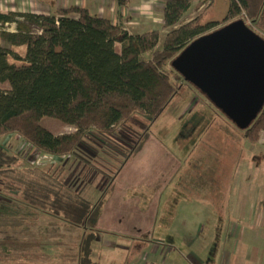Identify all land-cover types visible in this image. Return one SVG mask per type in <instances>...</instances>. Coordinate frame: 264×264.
Returning a JSON list of instances; mask_svg holds the SVG:
<instances>
[{"label":"rangeland","instance_id":"1","mask_svg":"<svg viewBox=\"0 0 264 264\" xmlns=\"http://www.w3.org/2000/svg\"><path fill=\"white\" fill-rule=\"evenodd\" d=\"M211 1L203 0L200 6L197 1L194 2L193 9L184 15L182 22L204 12ZM230 3L231 0H213L204 19L226 18ZM32 6V0H0V10L5 12H11L12 9L18 12ZM31 26L34 31L42 34L36 25ZM15 28L14 23L7 25L10 31H15ZM116 46L121 51V43L118 42ZM15 48L21 56H26V45H17ZM146 55L145 59L151 57V54ZM11 59L17 64L22 63L12 56ZM40 124L56 134L76 130L74 126L50 116L43 117ZM126 128L130 130L129 133L121 127L113 133L112 138L94 131V134L105 141L120 146L118 149L124 152L119 157L113 152L115 159L102 155L99 161H95V169L98 173L101 172L99 180L103 176L106 178L99 185L103 187L108 183L102 190L104 194L108 189L110 191L104 202L117 195L119 206L113 210L126 208L135 213L136 217L139 216L136 212L141 211L145 226L149 228L142 229L138 236L137 233L132 235L127 229L115 231L112 228H102L99 223L96 225V220L85 219L84 224L77 223L82 229L72 231L73 239H69L68 229L57 227L48 230L45 225L47 223L38 225L36 229L30 228L29 224L28 228V223L18 222L17 217L32 218L36 214L34 209L18 197L16 192L0 188V262L80 264L77 255L69 263L64 259L60 260L58 253L70 251L81 255L76 250L77 246H71L67 241L80 243L76 236L85 232L81 241L85 246V239L91 232L95 239L101 238L97 237L98 229L102 230L103 237L100 241L92 240L90 245L96 243L91 249L94 250L93 257L96 261L99 259L100 264H225L230 252L242 253L248 246L246 244L255 246L257 240L264 248V230L255 229L251 222L252 215L257 212L258 219L263 216L264 221V132L257 142L246 138L243 128L207 94L187 80L184 81V90L159 117L152 119L136 114ZM95 140L101 142L99 139ZM95 140L89 138L85 142ZM11 142L14 144L6 147L18 155L25 154L30 165L37 163L50 166L55 165L58 160L57 155L31 147L20 136ZM121 142L131 144L126 146ZM129 155L132 157L130 164L126 160ZM109 162L113 164L110 165ZM172 176L177 181L172 182ZM87 178L84 179L89 182ZM107 179L108 182L105 183ZM213 188L217 194L213 192ZM194 190L214 193L216 200L227 203L226 207L224 203L220 204L218 212H215L208 204L210 200L186 194V198L180 202L181 206L177 203L165 205L154 216L155 195L148 199L151 193L173 191L178 195ZM124 197L132 202L128 203ZM197 209L201 210L193 211ZM149 217H158V220L150 226ZM194 217H199L201 222ZM184 219L189 222L191 230L185 229L188 225L184 224ZM246 227L247 229H243ZM33 241L39 245L32 244ZM54 242L59 244H53ZM83 252H87V247ZM82 263L89 264L86 259Z\"/></svg>","mask_w":264,"mask_h":264},{"label":"trees","instance_id":"2","mask_svg":"<svg viewBox=\"0 0 264 264\" xmlns=\"http://www.w3.org/2000/svg\"><path fill=\"white\" fill-rule=\"evenodd\" d=\"M129 1L118 3L125 7ZM196 1L199 6L203 4V0H166L162 28L143 32L137 45L130 44L129 33L122 26L80 5L59 8L54 15L0 12L5 42L0 44V139L17 134L45 153L71 154L94 131L112 138L118 128L126 130L136 114L159 117L184 90L185 78L172 61L196 38L240 18L264 37V0H231L226 18L205 20L212 0L204 12L182 22ZM13 23L16 30H8L7 25ZM31 24L42 34L34 31ZM163 30H167L164 37ZM118 42L122 44L121 51L116 46ZM10 45H26V56ZM146 54L151 57L145 59ZM10 56L22 63H11ZM46 116L76 130L56 134L40 124ZM244 131L246 138L259 141L264 132V106ZM0 185L3 190H20L23 200L42 208H46L43 196L48 192L59 203H69L74 208L75 204L86 205L84 220L94 208L37 165L19 168L17 157L3 147ZM93 239L92 233L85 239L84 259L89 264H100L90 258Z\"/></svg>","mask_w":264,"mask_h":264},{"label":"crops","instance_id":"3","mask_svg":"<svg viewBox=\"0 0 264 264\" xmlns=\"http://www.w3.org/2000/svg\"><path fill=\"white\" fill-rule=\"evenodd\" d=\"M33 6L21 9L19 11L21 12H33V13H39V14H46V15H54L56 14L57 9L68 7L71 5H80L83 7H86L90 10V12L94 15L102 16V17H109L114 24H118L122 26L124 29H126L129 33L128 41L131 45H137L138 40L141 36V34L145 31L156 29V28H162V25L164 24V16L163 11L164 7L166 5V0H130L129 4L127 6H121L118 3V0H32ZM195 5V3H194ZM192 6V9L194 7ZM191 10V9H190ZM12 11H16L12 9ZM0 12H5L3 10H0ZM7 13V12H5ZM192 18H188L187 22L190 21ZM14 26V25H13ZM16 29V28H15ZM167 30H163V34H165ZM0 44H5L4 40L1 37L0 32ZM122 45V44H121ZM17 45H10V48L17 51L15 48ZM18 52V51H17ZM9 61L11 63H16L14 60L11 59V56L9 57ZM122 133V132H119ZM57 134H60L57 133ZM17 134H9L3 138L0 139V147L5 148L8 152L15 155L17 157V164L19 168L22 167H31L30 163L28 162V158L25 159V154L18 155L15 151L10 150L6 146L14 144L11 142L13 139L17 138ZM99 139V141L96 142H88L86 139ZM106 138V137H105ZM123 145L128 146L131 144V142H121ZM31 147H33L31 145ZM97 147L96 149H93ZM120 146L116 145L112 142L105 141L104 138H101L100 136L92 133L88 136H85V139L81 142L80 146L69 155H62V156H56L57 161L55 165L50 166H44L40 164H33L37 165L41 170L44 172H48V174L56 178L57 180L63 181L66 186L73 191H75L77 194H79L82 198H84L86 201L90 202L91 205L94 206L93 211L89 214V216L86 217V219L96 220L95 223L99 227L102 228H112L115 231H119L120 229H127L128 231H131L132 235H135L134 233H137L138 236L140 235V232L143 231L142 229H147L149 226H145V219L142 216L141 211H137L136 213L139 215L136 217L135 213L132 211L130 212L126 208H122L119 211L113 210L116 209V207L119 206V202L117 199V195H114L113 198H111L110 201L104 202L106 199V193L104 194L102 190L107 186L108 179L105 183H107L105 186L99 185L100 181H104L105 176L99 180V177L101 176V172L98 173V170L95 169V166H97L96 162L99 161V158H102V155L108 156L111 159L114 158V153H116L117 157L123 155L122 151H120L118 148ZM122 152V153H121ZM115 155V156H116ZM133 155V154H132ZM126 157V155H124ZM130 155L127 156L126 160L130 164ZM97 159V160H95ZM32 161V160H30ZM96 161V162H95ZM113 164V163H108ZM77 165V166H76ZM76 167V169H74ZM70 168V169H69ZM69 170V172H68ZM85 176H84V175ZM81 176V177H80ZM88 177L87 179L89 182H86V180L83 177ZM106 179V178H105ZM172 182L177 181L174 176L170 179ZM115 182V181H114ZM233 181H231L232 183ZM94 183V184H93ZM110 188V187H109ZM200 189V188H199ZM213 192H215V188H213ZM11 192H16L18 194V197H21L20 190H14ZM179 192V191H178ZM177 192L173 191H162V192H156L151 193L148 197V199L154 197L155 195V201H154V209L155 213L154 216L158 214L159 211H161L162 207L165 205H171L172 203H177L179 206L180 202L183 198H186L185 195L189 194L190 196L197 198H205L210 200L209 205L213 207L215 212H218V206L224 203V207H226V202L218 201L216 200V196L212 192H199L197 190H194V192H187V193H180L176 195ZM217 194V193H216ZM127 196L130 198L131 196L127 194ZM125 198V197H124ZM128 203L132 202V200H129L125 198ZM198 199V198H197ZM23 200V199H22ZM25 201V200H23ZM176 201V202H175ZM26 202V201H25ZM28 206H31L36 212V214L33 215L32 218L27 217H17L18 222L25 221L26 223L31 224L27 227L36 229L38 228V225L45 224L46 228L48 230H51V228H63L68 229V236L71 239L72 237V231L74 230H80L82 229L81 226H78L77 223H82L85 215L87 214V207L86 205H78L75 204V208L72 204L66 203H59L56 201L55 197L48 192L46 195L43 196V204L46 208H42L40 206L31 205L28 202H26ZM223 207V208H224ZM201 209L193 210L194 212H198ZM89 211V208H88ZM108 213V214H106ZM133 213V214H132ZM106 214V215H105ZM258 214L254 213L251 218V222L254 223L255 229L264 230V221L262 217L260 220L258 219ZM132 216V217H131ZM195 220L198 222H201L199 217H194ZM122 220V223L120 222ZM139 220V221H138ZM155 220L157 222L158 217L156 219L149 217L148 221L150 222V226L155 223ZM113 223V225H111ZM257 223L259 226H256ZM184 224L188 225L185 229H192L189 226V222L184 219ZM201 226L203 223H200ZM243 229H247L243 228ZM250 230V228H248ZM66 232V231H65ZM64 232V233H65ZM92 233V232H91ZM84 233H78L76 238L80 240V243L73 241H67L69 245L77 246L76 250H79L81 252L80 254L77 253H71L70 251H63L59 252L60 260H65L71 263L72 258L75 259V256L79 257L80 264L82 260L85 258V254L83 252L84 250V244L81 243L82 236ZM63 235V234H60ZM97 237H103L102 230L98 229ZM137 237V236H135ZM101 238H94L97 241H100ZM73 239V238H72ZM93 239V240H94ZM112 239V237H111ZM255 246L248 245L247 248L243 250L242 253H236V252H230L228 257L226 258L225 264H264V248L261 247L262 244L259 242H255ZM32 244H37L35 241H33ZM53 244H59L58 242H54ZM39 245V244H37ZM250 245V247H249ZM264 245V244H263ZM91 246H96V243H94ZM94 250L92 249V253L90 255V258L92 261H96L93 257ZM83 253V254H82ZM71 255H73L71 257ZM83 255V256H82ZM99 262V259H97Z\"/></svg>","mask_w":264,"mask_h":264},{"label":"water","instance_id":"4","mask_svg":"<svg viewBox=\"0 0 264 264\" xmlns=\"http://www.w3.org/2000/svg\"><path fill=\"white\" fill-rule=\"evenodd\" d=\"M172 65L243 129L264 106V37L243 18L196 38Z\"/></svg>","mask_w":264,"mask_h":264}]
</instances>
